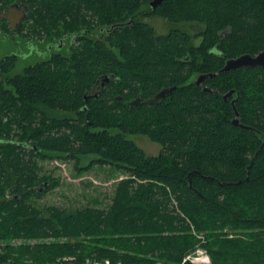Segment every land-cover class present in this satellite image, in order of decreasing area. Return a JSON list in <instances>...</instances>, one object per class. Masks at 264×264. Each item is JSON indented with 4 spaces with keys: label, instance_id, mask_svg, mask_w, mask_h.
Instances as JSON below:
<instances>
[{
    "label": "trees",
    "instance_id": "trees-1",
    "mask_svg": "<svg viewBox=\"0 0 264 264\" xmlns=\"http://www.w3.org/2000/svg\"><path fill=\"white\" fill-rule=\"evenodd\" d=\"M14 1L0 0V11ZM147 1L43 0L31 17L51 38L125 22ZM156 13L193 32L158 35L133 22L107 44L79 39L68 55L11 77L16 57L0 60V242H24L0 245V264H182L197 247L210 264H264V70L219 72L264 49V0H166ZM195 73H216L206 91ZM163 86L175 89L155 100ZM230 90L238 125L223 98ZM127 135L160 151L148 155ZM53 158L124 178L104 207L41 205L58 186L41 174Z\"/></svg>",
    "mask_w": 264,
    "mask_h": 264
},
{
    "label": "rangeland",
    "instance_id": "rangeland-1",
    "mask_svg": "<svg viewBox=\"0 0 264 264\" xmlns=\"http://www.w3.org/2000/svg\"><path fill=\"white\" fill-rule=\"evenodd\" d=\"M15 19L16 17H13V20ZM179 27L188 32H193L188 23ZM155 28L158 34H164L168 30V24L164 20H159L155 23ZM43 42L47 43L48 39L43 38ZM194 43L196 44L197 42ZM63 47L66 49L67 43ZM65 49L62 52H65ZM26 50V45L19 35L15 41L9 38H0V59L4 56L16 55L20 60ZM27 64V61L21 59L17 62L12 74L21 72ZM127 138L134 141L148 155H156L160 151L159 144L150 141L145 136L127 135ZM92 159H94L93 156L86 157L82 159L80 165L86 166ZM40 167L41 174H45L58 182V186L45 192L38 199V203L41 205H57L66 208L104 207L112 197L118 181L124 178L119 171L108 165L100 166L94 164L85 170H78L74 166V161L61 158L42 161L40 162ZM45 241L50 242L54 241V239ZM18 243L24 242H0V245H15ZM28 243L34 242L29 241Z\"/></svg>",
    "mask_w": 264,
    "mask_h": 264
},
{
    "label": "flooded vegetation",
    "instance_id": "flooded-vegetation-1",
    "mask_svg": "<svg viewBox=\"0 0 264 264\" xmlns=\"http://www.w3.org/2000/svg\"><path fill=\"white\" fill-rule=\"evenodd\" d=\"M41 1L43 0H15L14 2L7 5L5 9L0 11V21L2 20L5 23L4 29L0 25V38L4 37V38H9L15 41V39L19 35L26 45L27 50L25 53H23V55L20 58V60L22 59L23 61L28 62V64L25 65L24 68H26L29 65H33L37 62L50 60L53 57H56L58 55H62V56L68 55L70 53V48H72L75 44H77L79 42V39L86 38L93 42H102V43L107 44L109 43L108 38L114 33V31L117 28H123L125 24L130 25L131 23L136 22L137 24L147 25L148 28H152L157 33L156 28H155V23L159 20L160 21L164 20L168 24V30L164 34L157 33L158 35H165L171 29H181L179 26L185 24L184 21L173 22V23L167 21L164 17L156 13L157 8L160 5L155 9H151L149 6V3L151 0H148L147 3L141 7V9H137V11L125 22L113 23V24H108V25H96V26L91 25L92 27L88 29L84 28L76 32H68L66 34L59 35V36L57 35V36H53L50 38V37H46L44 34H42V32L38 31L37 23L31 17L34 11V7L32 5L34 3L37 4L38 2L41 3ZM13 17H16V19L13 20ZM87 18L89 19V17ZM188 24L190 25L191 28H193V25H195L192 22H188ZM34 26L36 27V31L34 30L35 29ZM43 38L48 39V42L44 43ZM55 40L57 41L55 42ZM193 42L198 43V39L194 40ZM65 43H67L66 49L63 47ZM63 48L65 49V52H62V50H64ZM263 50L264 49L258 51L257 53L250 54V55L254 57ZM8 56H15L17 59L16 64L18 61H20L18 56L16 55H8ZM5 57L7 56H4L3 58ZM190 61L191 60L189 57L183 58L184 63H190ZM16 64H15V67H16ZM14 69L9 73V77L23 72V69H22L21 72L12 74ZM243 69H246L245 72L252 74V72L256 73L260 70H264V66H260V65L243 66L233 71L243 70ZM199 74H203V73H195L192 76L191 81L193 83H194L195 77ZM1 80H2V76L0 73V81ZM204 82L205 80L203 81L202 84H199L197 86H201L203 87V89L206 88L204 86ZM106 83L107 82H105V84ZM99 86H101V83ZM167 88H171V87L163 86L160 89H167ZM138 96H139V102L136 106L140 105L142 101L141 95L139 94ZM238 98H239V94L234 90V93L232 94L231 97L228 98V100L230 101V104H231V101L233 100L237 102ZM235 102H234V107H235ZM233 111H234V118H235L236 117L235 108H233ZM45 184H43V186L47 188L48 184L47 183Z\"/></svg>",
    "mask_w": 264,
    "mask_h": 264
},
{
    "label": "water",
    "instance_id": "water-1",
    "mask_svg": "<svg viewBox=\"0 0 264 264\" xmlns=\"http://www.w3.org/2000/svg\"><path fill=\"white\" fill-rule=\"evenodd\" d=\"M163 1H165V0H151L149 3V6L151 9H155L159 5H161L163 3ZM254 65L264 66V50L261 51L260 53H258L254 57L251 56L250 54H242L236 58L226 59L224 66L222 67V69L219 70V72H227L230 70H236V69L243 67V66H254ZM215 74L216 73L199 74L195 77L194 84H196V85L202 84L204 80H206L207 78L213 77ZM108 81H109V77H105L103 79V81L101 82V86H103V84L105 82H108ZM174 89H175V87L162 89L161 91H159L156 94L155 100L165 98L167 95L171 94ZM206 90H207V88H204V91H206ZM233 93H234V90H230L223 96V98L226 100L227 98L231 97ZM138 102H139V96L135 100L129 102L128 104L130 106L134 107L138 104ZM234 102H235V100L231 101L233 108H234ZM235 115H236V117L232 120V123L235 125H238L239 120H238L237 111H235ZM38 190H39V192H42V190H43L42 186L39 187Z\"/></svg>",
    "mask_w": 264,
    "mask_h": 264
},
{
    "label": "built area",
    "instance_id": "built-area-1",
    "mask_svg": "<svg viewBox=\"0 0 264 264\" xmlns=\"http://www.w3.org/2000/svg\"><path fill=\"white\" fill-rule=\"evenodd\" d=\"M184 263L210 264V258L204 249H202L201 247H197V249H195L192 253L188 254L183 259L182 264ZM26 264H32V263H26ZM50 264H111V262L109 260L99 261V260L86 259L84 262H81V263H73L72 259L70 258H59ZM157 264H161V263H157Z\"/></svg>",
    "mask_w": 264,
    "mask_h": 264
}]
</instances>
